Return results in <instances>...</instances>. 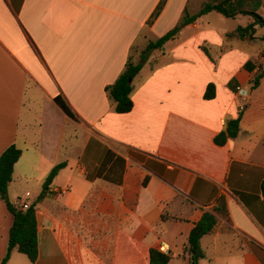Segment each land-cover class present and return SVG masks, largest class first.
Returning a JSON list of instances; mask_svg holds the SVG:
<instances>
[{"label":"crops","instance_id":"0c3cea01","mask_svg":"<svg viewBox=\"0 0 264 264\" xmlns=\"http://www.w3.org/2000/svg\"><path fill=\"white\" fill-rule=\"evenodd\" d=\"M158 2L0 0V154L21 150L10 201L30 205L65 163L36 205V262L13 250L6 264H149L152 247L189 264V232L221 195L227 215L200 239L198 264H264V0L251 36H227L253 21L244 14L183 26L150 52L132 109L117 113L105 86L138 40L158 39L205 1L167 0L148 24ZM238 116L237 136L215 144ZM11 224L0 199V261Z\"/></svg>","mask_w":264,"mask_h":264},{"label":"trees","instance_id":"16d2710c","mask_svg":"<svg viewBox=\"0 0 264 264\" xmlns=\"http://www.w3.org/2000/svg\"><path fill=\"white\" fill-rule=\"evenodd\" d=\"M167 0H159L154 11L150 15L147 23H152L163 9ZM262 4V0H210L202 4L198 12L190 14L184 9L183 15L179 22L160 36L156 40L149 41L146 46L139 51L138 59H134V54L128 57L124 64L123 71L118 75L115 81L105 86L108 97L114 104V110L117 113H127L133 107L130 97L132 89V80L139 73L144 63L147 62L150 52L154 49H161L163 45L170 39L174 38L180 29L193 22L199 16L208 12H217L225 17L231 18L239 14L250 15L253 21L246 26H238L233 31L227 33L228 37L243 38L251 36L254 33L255 26L262 23V17L258 13V9ZM264 40V36L262 37ZM202 50L206 55L215 61L208 49L202 46ZM264 71V66H263ZM258 83V77L253 80V86ZM215 95V86L209 83L206 87L204 98L211 99ZM55 102L63 109V111L73 116L69 106L58 95L54 98ZM240 116L229 120L225 129L214 137V143L223 145L228 138H234L239 131ZM21 150L16 145L11 144L0 154V199L4 201L8 211L12 215V224L8 234L7 248L5 255L0 264H6L13 250L27 256L30 262L35 263L38 256V236H37V220L36 205L48 192V188L59 169L65 165L64 162L55 165L47 174L42 184V190L38 197L30 203L28 208L17 206L9 199L8 186L11 181L13 166L19 159ZM261 190L264 195V181L261 184ZM217 215L226 216L227 208L223 195L219 196L215 204L208 210L203 211L200 219L194 224L188 235L187 252L189 254V264H198L200 258L205 257L200 247V239L211 232L217 221ZM170 256L161 251L159 248L152 247L149 249V264H169Z\"/></svg>","mask_w":264,"mask_h":264},{"label":"rangeland","instance_id":"374dc122","mask_svg":"<svg viewBox=\"0 0 264 264\" xmlns=\"http://www.w3.org/2000/svg\"><path fill=\"white\" fill-rule=\"evenodd\" d=\"M204 1L207 2V1H210V0H204ZM205 2H203V3H205ZM138 41H139V43H136L135 46L131 50V52L136 56L137 59H138V53H139V51H141L146 46V44L145 45L140 44L142 40L140 41V39H139ZM88 262H93L94 263V260H92V259L89 258V260L87 261V263ZM174 263H176V264H188L186 261H183V260H180V261L175 260ZM77 264H80V263H77ZM88 264H91V263H88Z\"/></svg>","mask_w":264,"mask_h":264},{"label":"built area","instance_id":"2783aa9c","mask_svg":"<svg viewBox=\"0 0 264 264\" xmlns=\"http://www.w3.org/2000/svg\"><path fill=\"white\" fill-rule=\"evenodd\" d=\"M261 68V64H258L257 65V69H260ZM242 90L240 88H238V92H241ZM246 95H244L243 97H245ZM241 109L244 108V106L242 105L240 107ZM29 195V194H28ZM15 205L17 206H22L23 208H28L29 207V202L27 201V198H24V199H18L14 202Z\"/></svg>","mask_w":264,"mask_h":264}]
</instances>
